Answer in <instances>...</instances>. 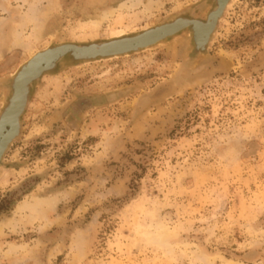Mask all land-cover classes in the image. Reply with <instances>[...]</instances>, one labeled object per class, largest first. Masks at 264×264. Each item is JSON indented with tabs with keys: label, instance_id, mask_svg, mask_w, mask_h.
Wrapping results in <instances>:
<instances>
[{
	"label": "rangeland",
	"instance_id": "1",
	"mask_svg": "<svg viewBox=\"0 0 264 264\" xmlns=\"http://www.w3.org/2000/svg\"><path fill=\"white\" fill-rule=\"evenodd\" d=\"M123 1L0 0V113L9 80L52 45L213 7L132 0L89 21ZM193 51L187 30L36 83L0 166V264H264V0H231Z\"/></svg>",
	"mask_w": 264,
	"mask_h": 264
},
{
	"label": "water",
	"instance_id": "2",
	"mask_svg": "<svg viewBox=\"0 0 264 264\" xmlns=\"http://www.w3.org/2000/svg\"><path fill=\"white\" fill-rule=\"evenodd\" d=\"M211 2L213 7L205 20L181 16L119 38L88 43L55 44L32 56L8 82L10 96L0 113V166L6 151L21 134L22 117L31 101L36 83L43 76L57 73L63 65L131 55L171 40L187 30L192 34L193 55L205 54L231 0ZM89 105V100H82L78 103L77 111Z\"/></svg>",
	"mask_w": 264,
	"mask_h": 264
},
{
	"label": "bare ground",
	"instance_id": "3",
	"mask_svg": "<svg viewBox=\"0 0 264 264\" xmlns=\"http://www.w3.org/2000/svg\"><path fill=\"white\" fill-rule=\"evenodd\" d=\"M141 2L142 1L135 2V1H132V0H125V1L121 2L116 7H108V8H105V9L99 11L94 17H92L91 19H89V21L92 22L94 24V26H98L102 21L110 18L111 16H113L114 14H116L117 12H119L120 10H122L124 8H127L129 10H132L133 8H135L139 4H141ZM151 3H152L151 0H147V5L150 4L149 6H151ZM149 10H150L149 8H146V11H149ZM122 36L123 35H118V36H115L114 38H119V37H122ZM40 201L38 200L37 203L40 204V205H43V203H41ZM55 203H56L55 200L52 199V200H50L49 203H47V205H48V207L53 208L54 205H55ZM4 221H7V220H4ZM9 222L10 221H8L7 224L8 225H12V223H9ZM3 225H6V224H1L0 225V233L2 232ZM12 226H13V228H15L14 224Z\"/></svg>",
	"mask_w": 264,
	"mask_h": 264
}]
</instances>
